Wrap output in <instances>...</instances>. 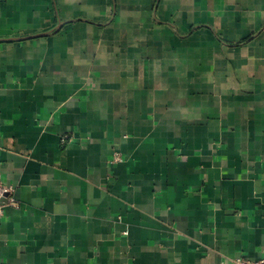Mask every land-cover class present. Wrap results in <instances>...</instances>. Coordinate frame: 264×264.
<instances>
[{
  "label": "crops",
  "instance_id": "obj_1",
  "mask_svg": "<svg viewBox=\"0 0 264 264\" xmlns=\"http://www.w3.org/2000/svg\"><path fill=\"white\" fill-rule=\"evenodd\" d=\"M0 176V264L264 257V0H0Z\"/></svg>",
  "mask_w": 264,
  "mask_h": 264
},
{
  "label": "built area",
  "instance_id": "obj_2",
  "mask_svg": "<svg viewBox=\"0 0 264 264\" xmlns=\"http://www.w3.org/2000/svg\"><path fill=\"white\" fill-rule=\"evenodd\" d=\"M122 156L119 152L114 153V160L115 161H122ZM14 187L12 185L4 184L1 180L0 176V217H2L5 213V208L9 205L17 206L16 199L14 196L11 195L13 192ZM8 197V200L5 201L4 198ZM234 264H264V257L258 260H251L244 257H237L233 260Z\"/></svg>",
  "mask_w": 264,
  "mask_h": 264
},
{
  "label": "water",
  "instance_id": "obj_3",
  "mask_svg": "<svg viewBox=\"0 0 264 264\" xmlns=\"http://www.w3.org/2000/svg\"><path fill=\"white\" fill-rule=\"evenodd\" d=\"M40 35H43V34H40ZM39 36V35H38Z\"/></svg>",
  "mask_w": 264,
  "mask_h": 264
}]
</instances>
